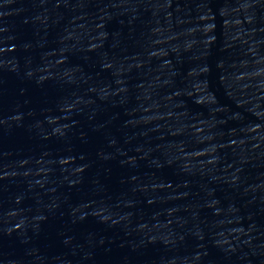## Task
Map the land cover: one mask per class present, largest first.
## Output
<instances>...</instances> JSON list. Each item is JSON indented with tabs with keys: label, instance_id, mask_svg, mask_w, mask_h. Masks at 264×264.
Returning <instances> with one entry per match:
<instances>
[{
	"label": "water",
	"instance_id": "water-1",
	"mask_svg": "<svg viewBox=\"0 0 264 264\" xmlns=\"http://www.w3.org/2000/svg\"><path fill=\"white\" fill-rule=\"evenodd\" d=\"M0 264H264V0H0Z\"/></svg>",
	"mask_w": 264,
	"mask_h": 264
}]
</instances>
